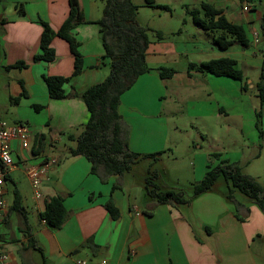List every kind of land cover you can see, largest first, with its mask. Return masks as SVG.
<instances>
[{"label": "crops", "instance_id": "1", "mask_svg": "<svg viewBox=\"0 0 264 264\" xmlns=\"http://www.w3.org/2000/svg\"><path fill=\"white\" fill-rule=\"evenodd\" d=\"M70 1L76 4L82 20L71 33L82 61V69L75 76L74 57L68 44L58 37L51 43L55 51L52 62L33 60L39 54L42 24L56 31L68 15ZM131 1L139 7L136 20L142 26L149 25L139 20L140 9L163 10L147 6L145 0ZM153 1L166 6L168 10L164 12H170L168 5L173 0ZM174 2L185 14L200 4L221 10L228 22L245 29L249 43L246 46L234 43L220 50L213 42L219 33L202 30L192 19L190 25L195 34L206 37L205 42L197 45L194 34L191 40L177 42L184 33L181 29L175 32L157 25L149 27L162 32L164 39L149 37L145 61L150 70L120 96L117 111L129 128L125 136L129 151L158 155L153 162L151 158H143L120 177L102 175L101 179V175L90 173L91 165L85 157L69 155L74 141L67 139L73 146L63 150L58 146L62 136L80 134L88 119L81 95L101 83L109 72L95 24L103 2L1 0L0 73L13 105L11 120L39 135L41 145L23 150L16 142L11 144L10 155L15 162L6 175L9 179V172H17L23 176V183L14 182V191L20 198L18 208L13 206L14 194L12 199H6L3 186L7 211L0 220V245L7 259L0 264H73L77 259L88 264H99L102 260L107 264H264V213L245 195L239 191L236 194L237 190H232L229 199V184L223 176H218L209 190L188 203L156 204L145 196L148 168L153 169L162 154L172 152L167 143L165 119L172 115L173 106L183 108L184 104L188 107L185 111L188 125H174V132L188 138L194 133L195 141L206 142L208 146L198 144L199 151L191 155L187 171H191L195 182L203 178L208 166L221 161L236 163L264 192V109L255 89L260 76L264 78V44H259L264 40V19L259 20L252 0ZM157 16L161 17L159 13ZM257 20L261 34L254 28ZM182 21L187 25L186 19ZM189 56L195 61L187 58V65L176 67L181 58ZM219 58L235 60L242 74L241 82L197 68L188 71L189 64L196 67ZM16 62H23L25 67L4 69ZM159 68L173 69L175 74L161 79L156 71ZM50 76L69 78L67 97L49 98L44 77ZM240 103L249 108L248 117H242L240 111L237 114ZM212 154L217 157H211ZM47 156L55 157L57 165L43 181L41 197L35 199L25 170ZM153 170L159 176L162 190L183 188L177 172L171 175L162 169ZM137 175L139 187L134 189L133 178ZM56 196L62 198L67 217L59 228L52 229L40 214ZM108 202L118 209L116 219L105 208Z\"/></svg>", "mask_w": 264, "mask_h": 264}, {"label": "trees", "instance_id": "2", "mask_svg": "<svg viewBox=\"0 0 264 264\" xmlns=\"http://www.w3.org/2000/svg\"><path fill=\"white\" fill-rule=\"evenodd\" d=\"M100 1L103 2V7L101 16L95 24L98 27L99 39L104 51L103 58L107 60L109 72L101 83L89 87L81 95L88 119L78 136L69 135L67 139L75 143L74 147L69 149V155L85 157L91 165L90 173L101 175L102 179V175L120 177L143 158L156 160L158 154L145 155L129 151L125 137L127 128L122 123L117 107L120 96L133 86L140 75L150 70L145 61L149 45V32L153 33L158 41L163 40L164 35L160 31H153L137 22L136 15L139 7L131 0ZM145 4L149 7L168 10L166 6L157 5L153 0H145ZM69 6L66 19L56 31L48 24H42L39 54L35 55L33 60L52 62L55 59V51L51 43L55 37H58L68 44L69 51L74 57L72 75L75 76L82 69V61L78 52V43L71 33L75 25L82 20L76 4L70 1ZM187 13L193 23L202 30L219 33L213 38L218 49L224 51L234 43L248 45L245 29L241 25L228 22L221 10L208 4H200L199 8L189 10ZM24 67L23 62H16L4 69ZM194 68L214 76L229 77L240 82L243 79L241 72L236 68L235 60L230 58L208 60L196 67L193 64L188 65V71ZM156 71L161 79H168L175 74V70L170 68H159ZM68 81V77H44L49 98L61 100L67 97L66 84ZM243 88L241 86V89ZM255 89L264 109V78L262 76H260ZM34 109L38 108L35 106ZM40 145L41 142L38 148ZM211 157L216 158L217 154H212ZM220 175L229 184V199H231L232 190H237L264 213V192L261 186L253 178L243 174L236 163L221 161L215 166H208L203 178L192 185L190 193L183 188L162 190L158 174L149 167L144 181L145 196L154 199L156 204L188 203L192 198L209 190ZM7 179L8 177L5 175L4 181ZM13 194V206L18 208L20 198L16 191ZM105 208L113 219L117 218L118 209L111 202H108ZM40 217L48 227L59 228L67 217L62 198L52 197L46 203Z\"/></svg>", "mask_w": 264, "mask_h": 264}, {"label": "rangeland", "instance_id": "3", "mask_svg": "<svg viewBox=\"0 0 264 264\" xmlns=\"http://www.w3.org/2000/svg\"><path fill=\"white\" fill-rule=\"evenodd\" d=\"M135 2L137 1H142V0H134ZM252 4L253 7H255L254 9L256 10V14L259 15V20L264 19V17L262 15H264V0H252ZM170 4L168 5V7L170 8V12H164L163 10H159V11H153L149 8H142L139 11V20L143 23V24H147L151 29H153V27H157V26H162V27H167V29H171L173 31H178V30H183V35L179 36V40L177 42H182L185 40H191V36L195 34V29L193 27V25L191 23V18L189 16V14H185L184 10L181 9L178 5H176L174 2V0L172 2H169ZM157 13H159L161 15V17L157 16ZM171 13V14H170ZM182 19H186L187 21V25L184 24V22L182 21ZM157 25V26H156ZM145 26V25H144ZM254 28L256 29V31L261 34L260 32V26H259V21L257 20L256 22H254ZM188 34H190L188 36ZM153 33L149 34L150 39L153 38ZM177 38V37H176ZM206 37H203V35H199V36H195V40H194V44L197 45V43H203L205 42ZM196 41V42H195ZM261 46L262 44H264V40L261 41L259 43ZM261 48V47H259ZM187 58L190 59V61L194 62L195 58H193L192 56L189 57H184L181 58L175 65L176 67H180L181 65H187ZM182 63V64H181ZM5 85V78L3 77V75L0 73V121H4L6 122L8 125H12V118H11V112L13 111L12 107L13 105L11 103H9V97L6 91V88L4 87ZM237 92H239L237 90ZM237 99L240 101L241 98ZM159 102V101H158ZM161 102H163V100H161ZM167 103V101H166ZM237 114L240 111V115L243 117H248L250 115V111L249 108L246 107V105H241L237 104ZM21 111L27 113V111L23 108H20ZM188 107H184L181 108L179 106H173L172 108V115H169L168 118H166V126L167 127V131L168 133V138H167V143L170 147V149H172V152H168L166 154H162L161 156V160L154 162L152 168L153 169H162L164 170L166 173H171V175L173 174V172H177L180 176V179L182 182H180V186L183 187V189L190 193L191 189H192V185L195 182L191 171H187V168L189 167L188 164L191 161V155L196 153L197 151H199L197 149V146H199L198 144H201L203 148H207V143L206 142H197L195 141V136L194 133L191 134V136L188 138L186 135H181L177 132H174V125H177L178 127H181V125H188L186 123V115H187V111ZM129 113V110H126V114ZM162 114V113H161ZM163 117V116H162ZM164 119L161 118V121H163ZM40 121V120H39ZM38 121V122H39ZM40 123V122H39ZM123 125H125V127L128 128V125L124 122H122ZM186 123V124H185ZM14 124H19V123H14ZM130 126V124H129ZM33 127V126H32ZM31 127V128H32ZM191 128L188 126V130H190ZM238 141V140H237ZM59 148L60 149H65L66 147L69 146H73V144L67 140L66 136H62L61 142H59ZM11 161L12 163L15 162V158L13 155H10ZM151 162H153V160H151ZM192 162V161H191ZM139 172V170L137 169V171L135 172L136 174ZM138 179L139 176L137 175L135 178H133V188H138ZM179 179V178H178ZM200 181V180H199ZM14 182L18 183V182H22L23 183V176H21L19 173H12L9 172V179L6 180L4 182V189L6 190V199L10 200L13 197V193H14ZM236 194H240L238 191H235ZM143 194V193H142ZM139 199H141V196H139Z\"/></svg>", "mask_w": 264, "mask_h": 264}, {"label": "built area", "instance_id": "4", "mask_svg": "<svg viewBox=\"0 0 264 264\" xmlns=\"http://www.w3.org/2000/svg\"><path fill=\"white\" fill-rule=\"evenodd\" d=\"M16 142L18 146L25 150L38 148L40 136L31 133L29 128L24 124L8 125L4 121H0V220L7 211V204L3 197L4 176L7 170L14 167L10 158L11 144ZM57 165V159L53 156L44 157L38 164L29 166L25 172L29 181V185L35 199L41 197V185L43 181L48 179V173L52 167ZM7 259L0 245V262ZM73 264H88L86 261L77 259ZM99 264H107L102 260Z\"/></svg>", "mask_w": 264, "mask_h": 264}]
</instances>
